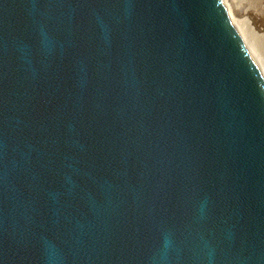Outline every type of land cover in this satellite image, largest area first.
<instances>
[{
	"label": "water",
	"instance_id": "1",
	"mask_svg": "<svg viewBox=\"0 0 264 264\" xmlns=\"http://www.w3.org/2000/svg\"><path fill=\"white\" fill-rule=\"evenodd\" d=\"M0 264H264V81L222 0H0Z\"/></svg>",
	"mask_w": 264,
	"mask_h": 264
},
{
	"label": "rangeland",
	"instance_id": "2",
	"mask_svg": "<svg viewBox=\"0 0 264 264\" xmlns=\"http://www.w3.org/2000/svg\"><path fill=\"white\" fill-rule=\"evenodd\" d=\"M248 1L244 2L245 4L244 17L247 20V27H250L251 33H253L252 36L254 38V41L256 40V44L258 45L259 43V45L258 46L252 45L251 36L248 35L247 31H245L246 29L244 28V26L242 28L243 25L242 21H241L242 23H239L240 22L239 21L238 25L240 26L239 28L243 37L245 36L244 38L246 42L247 41L250 42V43L247 42L249 43L248 46L251 45V48H253L252 51H254L253 53L258 57L257 59L260 60L259 62L262 64V67L264 69V0H252L251 3H248ZM235 17L238 18V16Z\"/></svg>",
	"mask_w": 264,
	"mask_h": 264
},
{
	"label": "bare ground",
	"instance_id": "3",
	"mask_svg": "<svg viewBox=\"0 0 264 264\" xmlns=\"http://www.w3.org/2000/svg\"><path fill=\"white\" fill-rule=\"evenodd\" d=\"M222 1L224 3V6H225L226 11H227V15H228V17H229V19H230L235 31L237 32V34H238L239 38L241 39L242 43L244 44L245 48L247 49V51L249 52V54L253 58L255 64L257 65V67H258V69H259V71H260V73L262 75L263 81H264V69L262 67V64L259 62L260 60L257 59L258 57L253 53L254 51H252L253 48H251V45L248 46V44L250 42L249 41H247L249 43L246 42V40L244 38L245 36L243 37V35H242L241 31H240V28H239L240 26L238 25L239 23L243 22L242 28L244 26V28L246 29L245 31H247L248 35L251 36L252 45L256 46L257 45L256 44V40L254 41V38L252 36L253 33H251L250 27H247V20L244 17V14H245V7H244L245 4H244V2H246L248 0H222ZM251 2H252V0L248 1V3H251ZM235 16H238V18L235 17ZM258 45H259V43H258Z\"/></svg>",
	"mask_w": 264,
	"mask_h": 264
}]
</instances>
